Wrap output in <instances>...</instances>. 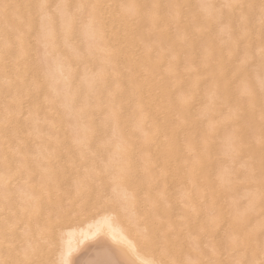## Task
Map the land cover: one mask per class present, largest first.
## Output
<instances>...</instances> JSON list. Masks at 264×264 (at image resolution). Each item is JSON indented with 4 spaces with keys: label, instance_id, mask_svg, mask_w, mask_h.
Wrapping results in <instances>:
<instances>
[{
    "label": "bare ground",
    "instance_id": "obj_1",
    "mask_svg": "<svg viewBox=\"0 0 264 264\" xmlns=\"http://www.w3.org/2000/svg\"><path fill=\"white\" fill-rule=\"evenodd\" d=\"M2 1V0H1ZM6 1V0H3L2 3ZM15 1V0H13ZM36 1V2H35ZM86 1V0H85ZM84 0H55L54 2H51V0H44V2H47V3H50V4H56V3H64V2H69V3H73V4H78V3H84V4H88L87 1L85 2ZM98 1V0H97ZM105 1V0H104ZM103 1V3H104ZM122 1V0H121ZM124 3H127V0L125 2V0H123ZM120 2V1H117V5H119L118 3H123ZM131 2V0H129ZM128 1V2H129ZM136 1V0H135ZM132 0L131 4H134V2ZM219 4H216L217 2ZM245 0H243L244 2ZM250 1V0H249ZM252 1V0H251ZM250 1V2H251ZM254 1V0H253ZM17 2V0L15 1ZM20 2V0H19ZM22 4H26L24 2V0H22ZM30 2V0H29ZM27 2V3H29ZM32 2V1H31ZM30 2V3H31ZM37 3L39 2V0H34L32 3ZM75 2V3H74ZM101 2V0H100ZM99 2V3H100ZM110 2V0H109ZM113 3V1H111ZM185 2H188L187 4H189L190 1H187V0H149L148 3H144V0L143 2L141 3V1H136L137 4H140V5H152V4H159V5H167V4H176V3H181V4H184ZM192 2V1H191ZM191 2H190V5H191ZM194 4H195V8L193 11V18L194 16L198 19H200L201 21H203L204 23H208L213 25L212 28H214L213 31H215L216 29V35L214 34V36H216L218 38V43H216V45H220V48L221 46L224 48L225 47H228V42L230 41V39H232L230 37V34L232 32L231 28H227V27H222L219 23H217L216 20L214 19H208V17L210 16H214V14L216 13L217 9H212V8H209V7H206L207 5H214L213 2L214 0H193ZM215 5L216 6H221V5H227V4H230V3H239V2H242V0H215ZM254 2H257V0H255ZM1 3V2H0ZM8 3V1L6 2ZM94 3V2H93ZM97 3V2H96ZM108 3V2H106ZM10 4V2H9ZM102 4V3H101ZM110 4V3H108ZM128 4V3H127ZM130 4V3H129ZM193 4V3H192ZM194 6V5H193ZM197 6H201V7H197ZM117 8V7H116ZM193 8V7H192ZM113 10L115 9L112 8ZM191 9V8H190ZM189 9V10H190ZM186 10V9H185ZM184 10V13H186L188 16H190V12L189 10H186L185 12ZM192 10V9H191ZM24 11V10H22ZM21 11V13H22ZM26 11V10H25ZM106 13H108V10H105ZM118 11V12H117ZM150 10L149 9H143V12L145 13L144 15L140 16L139 18L135 19V20H132L128 17V14L125 13L124 11H122L121 9H118L115 11H112L111 13L115 14V19H114V23H116L114 26H116V29H114V31H112L113 35H109L110 37L112 36L111 39V42H113L112 40H114V44L112 45V47L106 43H108L110 40L108 39V37H106L105 35V38L103 41H101L95 34V31L94 29L90 26V23L88 21V18L87 16H84L81 20V23L76 31V34L73 38H70V39H65L63 37L55 40V42H52L48 39L47 37V34L46 33H40V38H39V41H37L36 39L34 40L35 42L30 41V48L34 47L32 50H34L33 52L35 53L36 55V59L35 57L32 58L30 56H34V53L32 52H29L30 48L28 49V53L27 50H25L27 53V60H28V57H30L29 59H35L36 62H39L41 64V74L39 77H35V78H41V79H38L40 80L39 82L41 84H39V82L37 84H39V93L41 94L40 96V100H41V103L43 104L44 106V111H42L41 113V122L38 126V128L35 130V133L34 135L32 136L31 138V145H30V149H34L35 151L29 155H25L24 159H23V164H22V167L24 169H26V171L24 172V176H29L30 174V184L25 186L23 185V179L21 180V184H22V189L20 192L17 193V199L18 200H24V201H27L29 199L30 196L32 195H36L38 197L41 198V200L43 199H47V194H49L52 190V187H53V183H55V176H56V171L59 169L57 165L54 164V162H56L57 160H59V155L58 153L59 152H62L64 151V154L67 155V159L65 160V165L68 166V167H65L64 170H68V168L70 167H76L75 165L79 162L81 165L87 163L89 167H103L105 164H111L112 167H115V168H120V167H123V166H126V165H130V169H131V172L134 173V171H132V168H136V166L138 164H135V166L132 167L130 161H129V155H132L131 153V150L132 148L135 150H137L136 146L133 147L132 145V141L133 140H136V141H140L139 143L142 144V148L143 150L145 149V151L151 147L153 148V143L156 142V138H157V135H159V133L155 130L154 133L150 134L151 132L148 133L149 129L151 128L149 125H151L152 123H150L149 121V124H148V121H147V118L152 117V115H156V118H157V115L158 114H164L166 115L167 112H168V109L166 111L164 110H161L162 107L160 105H163L162 103H166L168 105V102H170V98L168 96V93L165 94L167 95L166 98L167 99H164V98H161L159 97L157 94V90L161 87H159L157 90H156V86L159 84L158 83V73L156 71L158 70H163V69H168L167 66H168V63L171 61V59L173 57H170L171 59L169 60L167 58V47H166V50H162V48L157 47V50H153V49H150L153 45H151V47L149 45H147V42L148 44L149 41L146 42V44H143L145 45V48H139V42L138 40H144L145 38H140L143 34L144 36H146L147 34H155L157 35H161V38L164 40L163 37L166 38V41H167V38H168V32H167V29L169 27V22H175L174 25H176V21H174L170 16H161V18L159 19H152L150 18L147 13L149 12ZM167 10H161V12H165ZM187 11L189 12V14L187 13ZM24 13V12H23ZM22 13V15H23ZM27 13V11H26ZM24 14V15H27V14ZM109 13H110V10H109ZM110 13V14H111ZM116 13H117V16H116ZM183 13L182 17L185 16V14ZM59 12H57V15L59 16ZM108 14V15H110ZM112 14V15H113ZM228 12L227 10H225V15H227ZM23 15V16H24ZM107 15V14H105ZM108 15L106 17H108ZM112 15L110 18H112ZM186 15V17H188ZM224 15V16H225ZM192 17V16H191ZM229 17V16H228ZM27 18V16H25V19ZM226 18V17H224ZM233 18V17H232ZM231 18V19H232ZM107 20L106 21H109L110 19L109 18H106ZM109 19V20H108ZM141 19L143 20V22H149L147 25H146V28L145 25L144 27H141L140 23L141 22ZM187 19V18H186ZM190 20L192 18H189ZM188 19V20H189ZM197 19V20H198ZM235 19V18H234ZM27 20V19H26ZM139 20V21H138ZM183 21L185 20V18L183 17L182 19ZM189 20V21H190ZM226 20V19H225ZM105 23H108L106 22ZM113 21V20H111ZM116 21V22H115ZM183 21H181L180 19V24L184 23ZM187 21V20H186ZM185 21V22H186ZM199 21V20H198ZM235 20H233L234 22ZM110 22V21H109ZM137 22V23H136ZM172 22V23H173ZM182 22V23H181ZM188 22V21H187ZM192 22V21H191ZM197 22L194 20V23ZM202 22V24H203ZM228 22H229V19H228ZM13 23V26L20 29V30H23V28L25 27V25L23 24H19L17 23L16 21H12ZM189 23V22H188ZM198 23V22H197ZM199 24V23H198ZM197 24V25H198ZM225 24H228L226 23L225 21ZM135 25V27H134ZM143 25V24H142ZM172 25V24H171ZM196 25V24H195ZM205 25V24H204ZM207 25V26H208ZM210 25V26H211ZM106 28H108L107 24H105ZM113 26V25H112ZM113 26V28H114ZM178 26V25H177ZM194 26V25H193ZM201 27H196V28H193V30L196 32L198 29L200 32V34L202 35L201 32H204L206 30V28H210V26L208 27H205L203 28L202 25H200ZM141 27V28H140ZM175 27V26H173ZM179 27V26H178ZM189 27V26H188ZM235 27H239L238 26H235ZM57 28L59 29V25L57 26ZM143 28V29H142ZM192 28V27H191ZM174 29V28H173ZM179 29V28H178ZM204 31H203V30ZM172 30V29H171ZM202 30V31H201ZM174 31V30H173ZM172 31V32H173ZM181 33L182 32V28H181ZM184 31V29H183ZM192 31V32H194ZM212 31V29H211ZM194 32V33H195ZM207 32V31H206ZM205 33V32H204ZM210 33V32H208ZM174 34V33H173ZM191 34V33H190ZM177 35V33L175 34ZM197 35V33H196ZM199 35V33H198ZM206 35V33H205ZM209 35V34H208ZM163 36V37H162ZM181 36V35H180ZM188 36V34H187ZM213 36V35H212ZM143 37V36H142ZM184 37H186V35L182 34L181 38H180L182 41H184ZM190 37V36H189ZM194 37V36H192ZM191 37V38H192ZM211 37V36H210ZM108 40H107V39ZM174 38V37H173ZM208 38V37H207ZM160 39V38H159ZM174 39H177V38H174ZM190 39V38H189ZM194 39V38H192ZM196 39V38H195ZM200 39V38H199ZM146 40V39H145ZM148 40V38H147ZM151 40V39H150ZM179 40V39H177ZM175 40V41H177ZM191 40V39H190ZM210 40V39H209ZM233 40V39H232ZM232 40H231V44L233 47L235 44L232 43ZM27 41V39H26ZM174 41V40H172ZM189 41V40H188ZM214 43L217 42L215 37H214V40L212 38V40ZM210 41V42H211ZM29 41H27L26 43H28ZM109 42V43H111ZM138 42V43H137ZM165 42V41H164ZM168 42V41H167ZM180 42V41H177V43ZM187 42V41H186ZM185 42V43H186ZM192 42V41H191ZM191 45H193V43H191ZM211 42V43H213ZM25 43V46H29V44L26 45ZM35 43V46H31L32 44ZM145 43V42H144ZM159 43V42H158ZM163 43V41H162ZM174 43V42H173ZM176 42L173 44L174 47H177L175 46V44H177ZM181 43V42H180ZM184 43V44H185ZM198 43V42H196ZM200 40H199V44H200ZM210 43V44H211ZM213 43V45L215 46V44ZM230 43V42H229ZM3 44H4V28H3V25L2 23H0V48L3 47ZM167 44V43H166ZM184 44H180L181 46ZM188 44V42H187ZM109 45V46H108ZM141 45V44H140ZM160 45V44H159ZM172 45V46H173ZM186 45V44H185ZM196 45V44H195ZM212 45V44H211ZM211 46L212 47V51H215L217 50V48H215L214 46ZM242 45V44H241ZM109 48H108V47ZM115 46V47H114ZM164 46V45H163ZM166 46V45H165ZM189 46V45H188ZM187 46V47H188ZM194 46V45H193ZM192 46V47H193ZM200 46V45H199ZM236 46V45H235ZM233 47L232 50L235 51L234 48L236 47ZM25 47V48H26ZM111 47V48H110ZM173 47V48H174ZM198 47V45H197ZM201 48L203 46H200ZM200 47H198L200 49ZM217 47V46H216ZM258 47V46H257ZM154 48V46H153ZM219 48V47H218ZM219 48V49H220ZM242 48V47H241ZM37 49L39 50V54H38V57H37ZM106 49H113L115 50L117 53H118V56L116 58V64H114V61L111 57L108 56L107 52H106ZM156 49V48H155ZM169 49V47H168ZM172 49V48H171ZM181 49V47H180ZM190 49V48H189ZM195 49V48H194ZM198 49V50H199ZM203 49V48H202ZM204 49H208L206 47H204ZM228 50H230L229 48H227ZM31 50V51H32ZM176 50V49H175ZM179 51V49H177ZM210 50V51H211ZM222 50V48H221ZM174 51V50H173ZM185 51V50H184ZM195 51V50H194ZM208 51V50H207ZM211 51V52H212ZM219 51V54H220V50H217L215 52H218ZM225 51V49L223 50ZM228 51L226 50V53ZM230 52V51H229ZM239 52V51H238ZM249 52V51H248ZM85 53L88 54L87 57H85ZM223 53V52H222ZM232 53V52H231ZM245 53V51H244ZM28 54L30 56H28ZM154 54V55H153ZM188 54V53H187ZM196 54V53H195ZM198 54V53H197ZM207 54V53H206ZM224 54V53H223ZM236 54V52L234 53ZM213 55V53H212ZM171 56V55H170ZM178 56V54L176 55V57ZM186 56V55H184ZM192 56V55H191ZM197 56V55H196ZM205 56V55H204ZM215 56V55H214ZM237 56V55H236ZM235 56V57H236ZM259 56H260V49L257 48V50H255V57H256V63H255V67H254V70L253 72L250 74L251 75V80L245 82V83H248L250 85H252V83L254 84V89H257V91L259 90L260 88V85H261V81L264 80V72L261 71L260 69V65H259ZM175 57V58H176ZM195 57V56H193ZM219 57V56H218ZM229 57V55H228ZM249 57H250V53H247V54H244L242 58H239V62L241 63V65L245 66L248 64L249 62ZM223 58V57H222ZM222 58L221 61H222ZM231 59V56L229 57ZM185 59V58H184ZM205 58H203L204 60ZM209 59V58H208ZM216 58H214L215 60ZM233 59V58H232ZM238 59V58H237ZM34 61V63H36ZM169 60V61H168ZM175 60V59H173ZM191 60H193L192 62L194 63V59H192L191 57ZM198 60V59H197ZM229 60V59H228ZM141 61H144L143 63L145 64V66L147 65V70L145 69L143 63H141ZM153 61H157L158 63H160V65L158 64H155L154 66H152V69H151V65L150 63H155ZM196 61V60H195ZM207 61V59H206ZM209 61V60H208ZM211 61V60H210ZM217 61V60H216ZM220 61V60H218ZM224 61V59H223ZM227 61V60H226ZM230 61V60H229ZM238 61V60H237ZM23 62V60L21 61ZM21 62H20V65H19V76H20V80L23 82V90L25 91H29L31 89V79H28L29 81L26 80V82L30 83L29 85L27 84L25 86V73H27V70L24 69V66L26 64H23L21 65ZM25 63H29L31 64L29 61H24ZM176 62V61H175ZM178 62V61H177ZM199 62V61H198ZM196 62V64L198 63ZM201 62V61H200ZM233 62V61H231ZM236 62V61H235ZM149 63V64H148ZM192 63V64H193ZM218 63V62H217ZM229 63V62H228ZM27 64V65H29ZM141 64V66L144 67V71L146 73V77L145 80H141L142 77L140 75V71H136V67L138 68V66ZM163 64V65H161ZM170 64V63H169ZM211 64V63H210ZM235 64V63H234ZM239 64V63H238ZM149 65V66H148ZM165 65V66H164ZM176 65V64H175ZM186 65V63L184 64ZM191 65V63H190ZM189 65V66H190ZM204 65V64H203ZM202 65V67H203ZM233 65V64H232ZM115 66L116 67V71L114 70L113 67ZM161 68H160V67ZM196 66V65H194ZM201 66V65H200ZM199 66V67H200ZM208 66V64H207ZM214 66V65H213ZM219 66V65H218ZM234 66V65H233ZM240 66V65H239ZM173 67V66H172ZM179 67V66H178ZM191 67V66H190ZM206 67V66H205ZM211 67V66H210ZM208 67V68H210ZM27 68V67H26ZM183 68V67H182ZM192 68V67H191ZM196 68V67H194ZM232 68V67H231ZM239 68V67H238ZM237 68V69H238ZM175 69V68H173ZM181 69V68H180ZM189 69V67H188ZM198 69V67H197ZM205 69V68H204ZM213 69V68H211ZM225 69V67H224ZM233 69V68H232ZM230 69V70H232ZM24 70H26V72H24ZM139 70V69H138ZM155 71V76H151V74L153 75V71ZM179 70V69H178ZM200 70V69H199ZM198 70V73L202 72L203 70L199 71ZM221 70V69H220ZM252 70V69H251ZM165 71V70H164ZM189 71V70H188ZM187 71V72H188ZM191 71V69H190ZM194 71V70H193ZM213 71V70H212ZM238 71V70H237ZM101 72L103 73V75L101 76ZM159 72V71H158ZM163 72V71H162ZM167 71L163 72L165 74L161 75V79L165 80L166 81V76ZM175 72V71H174ZM246 72V71H245ZM144 73V74H145ZM191 73V72H190ZM189 73V74H190ZM196 73V72H195ZM211 73V71H210ZM222 73V71H221ZM224 73V71H223ZM237 73V72H236ZM241 73V72H239ZM244 73V72H242ZM188 74V73H187ZM192 74V73H191ZM205 74V73H204ZM218 74V73H217ZM17 73L15 71L12 72V76H16ZM212 75H215V76H218L216 75L215 73H212ZM239 75V74H238ZM242 75V74H241ZM245 75V73L243 74ZM242 75V76H243ZM248 75V76H250ZM149 76V77H148ZM206 76V75H205ZM211 76V74H210ZM231 76V75H230ZM235 76V75H233ZM240 76V75H239ZM159 77V78H160ZM183 77V76H182ZM200 77V76H199ZM219 77V76H218ZM181 78V77H180ZM197 78H198V75H197ZM204 78V77H203ZM213 78V76H212ZM234 78V77H233ZM243 77H240L239 79H241ZM246 78V76H245ZM250 78V77H249ZM171 79V78H170ZM169 79V81H170ZM202 80V78H199ZM236 79V78H235ZM248 79V78H247ZM37 80V81H38ZM193 80V79H191ZM200 80V81H201ZM209 80V79H208ZM214 80V78H213ZM102 81V83H101ZM188 81V79H187ZM197 81V80H196ZM204 81V79H203ZM211 81V80H210ZM209 81V82H210ZM215 81V80H214ZM239 81V80H238ZM241 81V80H240ZM162 82V80H161ZM182 82V81H181ZM194 82V81H193ZM193 82L191 81L190 84L193 85ZM196 83V82H195ZM194 83V84H195ZM215 83V82H214ZM232 83V82H231ZM235 83V80L234 82ZM244 83V82H243ZM244 85L240 87L239 91L238 92V95H244V98H246L245 96H247V93L249 91V89L251 88V86L249 85ZM17 84H21L20 82L19 83H16V86H18ZM164 84H166L164 82ZM184 84V83H183ZM186 84V83H185ZM199 84V83H198ZM206 84V83H205ZM242 85V83H240ZM168 82H167V84ZM173 85V84H172ZM196 85V84H195ZM194 85V86H195ZM204 85V84H203ZM207 85V84H206ZM214 85V84H213ZM219 85V84H218ZM229 85V84H228ZM237 85V84H236ZM3 86L5 87V77H4V73L2 71V69H0V90L3 89ZM142 87V86H146L148 87L147 89H150L148 91H150L149 93H151L148 97V99L145 100V103L144 104H140L138 103V101H141V100H138L140 99L139 97V94L141 93V90L139 91V87ZM171 86V85H170ZM180 86V85H179ZM209 86V84H208ZM223 86V85H222ZM227 86V85H226ZM234 86V85H233ZM238 86V85H237ZM145 87V88H146ZM156 87V88H155ZM167 87V86H166ZM176 87V86H175ZM193 87V86H192ZM197 87V86H196ZM203 87V86H202ZM232 87V86H231ZM252 87V88H253ZM20 88H22L20 86ZM145 89V90H147ZM173 89V87H172ZM189 89V88H188ZM195 89V88H193ZM199 89V87H198ZM197 89V90H198ZM144 90V91H145ZM157 92H156V91ZM163 90V89H162ZM162 90H159L160 92ZM167 92H168V88L166 89ZM187 90V89H186ZM219 90V89H218ZM217 90V91H218ZM237 90V89H236ZM142 91V92H144ZM165 91V90H164ZM199 91V90H198ZM203 91V90H202ZM256 91V90H255ZM201 92V90H200ZM38 93V95H40ZM147 93V92H146ZM165 93V92H164ZM174 93V92H172ZM180 93V92H179ZM199 93V92H198ZM205 93V98L207 101V103L203 106V108L201 109V112H200V117L201 119H206L208 118V116L210 115L211 117L214 115H212L211 113L213 112L212 111V108H213V105H214V100L217 99V94L215 92L214 89L212 90H208L207 92H204ZM163 93H161L162 95ZM141 95V94H140ZM144 95V93L142 94ZM146 95V94H145ZM197 95V94H196ZM202 95V94H201ZM200 95V96H201ZM164 96V95H163ZM219 96V95H218ZM236 96V95H235ZM234 96V97H235ZM165 97V96H164ZM172 97V96H170ZM192 97V96H191ZM233 97V96H232ZM240 97V96H239ZM45 98H47V100H50L51 103L48 104V103H45ZM170 100H169V99ZM196 98V97H195ZM225 98V97H224ZM142 99V97H141ZM219 99V98H218ZM242 99V98H241ZM103 100H108V102H106L105 104L102 103ZM173 100V99H172ZM223 100V99H222ZM232 100V99H231ZM177 102H180L182 106L188 104L191 102V99L189 97H186L184 95H180L178 97V100H176ZM197 101V100H196ZM204 101V100H202ZM221 100H219L220 102ZM234 101V99H233ZM116 102H117V107H115L116 105ZM143 102V101H142ZM176 102V103H177ZM243 102V101H242ZM2 103V102H1ZM0 103V123H2L3 121V118H4V112H3V104ZM204 103V102H203ZM202 103V104H203ZM224 103V102H223ZM229 103V102H228ZM164 104L163 106L164 107H167V105ZM242 104V103H241ZM192 105V104H191ZM243 105V104H242ZM73 106H75V112L73 110ZM177 106V105H176ZM200 106V105H198ZM222 105L220 104V107ZM229 106V105H228ZM175 107V106H174ZM188 107V106H187ZM202 107V106H201ZM225 107V106H223ZM161 108V109H160ZM168 108V107H167ZM173 108V106H172ZM192 108H194V106H192ZM215 108H218L217 107V104H216V107ZM214 108V109H215ZM230 108V107H229ZM237 108V106L235 107ZM175 109V108H174ZM198 109V108H197ZM226 109V108H225ZM224 109V110H225ZM81 110L86 113V117H81L80 116V112ZM182 111V108L180 109ZM189 110V109H188ZM196 110V109H193V111ZM233 110V109H231ZM113 111H116L119 113V116L121 117H124V121L126 122V120L128 121V125H129V130L127 129V122L125 123L126 124V127L125 129L128 130H123V127H122V131L121 129L119 130L118 129V123L119 122V119L118 120H113L112 119V113ZM173 111V109H172ZM187 111V110H185ZM190 111V110H189ZM198 111V110H197ZM222 112V111H221ZM225 112H228L225 111ZM231 112V111H229ZM227 113V114H224V117L222 116H219V117H222L220 121H225L224 124H229L231 122V119L233 117V120H234V110L230 113ZM173 113V112H172ZM171 113V114H172ZM182 113V112H181ZM215 113V112H214ZM219 113V112H218ZM121 114V115H120ZM221 114V113H220ZM96 115V118L94 117ZM187 115V114H186ZM190 115V114H189ZM218 115V114H217ZM223 115V114H222ZM98 116V117H97ZM176 116V115H175ZM197 116V115H196ZM69 117H71V122L69 123ZM174 117V115L172 116ZM189 117V116H187ZM217 117V116H215ZM214 117V118H215ZM155 118V119H156ZM171 118V117H170ZM175 118V117H174ZM149 119V120H150ZM153 122H154V120ZM173 119V118H172ZM183 119H185L183 117ZM157 120V119H156ZM159 120V119H158ZM199 120V119H198ZM217 119H215L213 122L212 121H207V131L208 133H213V129L214 127L216 128V124L217 122H215ZM121 121V120H120ZM173 121V120H172ZM226 121H229V123H226ZM122 122V121H121ZM159 122V121H158ZM180 122H181V119H180ZM179 122V123H180ZM184 122V120H183ZM215 122V123H214ZM109 123H113L116 125L115 128H112L113 129H110V133L107 135V134H104L103 136H101L99 134V132L103 131H107L108 130V124ZM157 123V122H156ZM165 123V122H164ZM163 123V124H164ZM168 123V121H167ZM218 123H219V120H218ZM217 123V124H218ZM124 124V125H125ZM148 124V126H147ZM160 124V123H159ZM161 124V125H163ZM166 124V123H165ZM184 124V123H183ZM232 124V123H231ZM234 124V123H233ZM232 124V125H233ZM258 124V123H257ZM123 125V126H124ZM168 125V124H167ZM177 125V124H176ZM186 125V124H185ZM201 125V124H200ZM219 125V124H218ZM217 125V126H218ZM223 125V124H221ZM148 130H147V128ZM156 128H157V125H155ZM160 126V125H159ZM164 126V125H163ZM180 126V125H179ZM183 126V125H181ZM220 126V125H219ZM224 126V125H223ZM222 126V127H223ZM228 126V125H227ZM226 126V127H227ZM161 127V126H160ZM185 127V126H184ZM221 127V126H220ZM234 127V126H233ZM240 127H242V125H240ZM110 128V127H109ZM180 128V127H178ZM182 128V127H181ZM232 128V127H231ZM258 128V127H257ZM47 129V130H46ZM89 129H95L97 130L98 132V135L94 138L92 136V133L91 131H89ZM153 129V128H152ZM168 129V127H167ZM185 129V128H184ZM199 129V128H198ZM222 129V128H221ZM220 129V130H221ZM227 129V128H226ZM234 129V128H233ZM241 129V128H240ZM243 129V128H242ZM241 129V130H242ZM50 130H54V134L50 133ZM101 130V131H100ZM189 130H192L193 129H189ZM245 130V129H244ZM121 131V132H120ZM125 131L127 132V138L126 136L124 137L123 133H125ZM153 131V130H152ZM169 131V130H168ZM172 131V130H171ZM173 131H175L173 129ZM172 131V132H173ZM184 131V130H183ZM187 131V130H186ZM234 131V130H233ZM232 131V132H233ZM246 131V130H245ZM161 132V131H160ZM178 132V131H177ZM217 132V131H216ZM74 133H75V136H74ZM184 133V132H183ZM186 133V132H185ZM191 133V132H190ZM222 133V132H220ZM150 134V135H149ZM169 134V133H167ZM187 134V133H186ZM242 134V133H241ZM173 135V134H172ZM181 135V134H180ZM211 135V134H210ZM123 136V138H122ZM165 136V135H164ZM163 136V137H164ZM189 136V135H188ZM216 136H218L216 134ZM245 136H249V135H245ZM160 138V136H158ZM161 136V139L163 138ZM180 137V136H179ZM215 137V135H214ZM78 138L79 141H80V145H77L74 143V139ZM129 138V139H128ZM166 138V137H165ZM175 138V137H174ZM210 138V136H209ZM250 138V137H249ZM158 139V138H157ZM164 139V138H163ZM162 139V140H163ZM178 139V137H177ZM253 139V138H252ZM160 140V139H159ZM208 140V139H206ZM161 141V140H160ZM166 141L168 142V140L166 139ZM183 141V140H182ZM214 141V140H213ZM222 143L220 144V142H218V145L220 144V146L222 147V151H221V161H223L224 163L226 162V164L224 166H222V168H219L217 167L218 169H220L219 171H215V174L213 173V175H215V178H214V181L211 179H207V181H204L207 183V188L210 186H215L214 187V191L212 190V187L209 191H213V195H219V196H222L221 194H225V196L228 197L227 199V204L229 206V208H234V207H238L240 212L242 213H246V216H245V219L244 221H248L249 224L248 226L249 229H256L257 231L259 230V227H260V222H261V218L259 217L260 216V208L259 206L257 205L255 208L253 209H247L245 208V199H246V196H247V192L245 191V189L242 187L239 192H237V190L235 191H232L229 189V185L231 183V180H232V170H233V166L235 165V161L237 159V155H235V150H236V146L234 144V141H233V133L231 132H228L226 134H224V137H222L221 139ZM96 142V143H95ZM134 142V141H133ZM137 142V143H138ZM166 142V144H167ZM203 142V141H202ZM50 143H57V144H61L63 145V147L61 148V150H56V149H47V145L50 144ZM176 143V142H175ZM194 143V142H193ZM215 143V142H214ZM89 144H91L93 146V152H97L99 151L100 153H102V156L101 157H96L93 155L92 152H88V147H89ZM159 144V143H158ZM161 144V143H160ZM182 144V143H181ZM210 144V143H209ZM209 144L207 145V147L209 146ZM135 145V144H134ZM149 145V147H148ZM165 145V143L163 144L162 143V146ZM169 145H172V144H169ZM176 145V144H175ZM205 145V143H204ZM212 145V144H211ZM210 145V147H211ZM216 145V149L214 150H218L217 146ZM138 146V145H137ZM141 146V145H140ZM155 146V144H154ZM158 146V145H157ZM167 146V145H166ZM166 146H163L162 148L164 149L167 148ZM173 146V145H172ZM190 146V145H189ZM202 146V145H201ZM213 147V145H212ZM219 147V146H218ZM141 148V147H140ZM181 148V147H180ZM189 147H186L185 150H191L190 148L188 149ZM220 148V147H219ZM139 149V148H138ZM157 149V148H155ZM202 149V148H201ZM204 149V148H203ZM207 149V148H206ZM204 149V150H206ZM0 150H3V141L2 139H0ZM162 150V149H161ZM169 150V149H168ZM171 150V149H170ZM140 152V150H137ZM142 151V149H141ZM152 151V150H150ZM166 150H164V153H165ZM215 151V153H216ZM220 151V150H218ZM2 152V151H0ZM58 152V153H57ZM155 152V151H154ZM158 152V151H157ZM163 152V151H162ZM176 152V151H175ZM196 152V151H195ZM194 152V153H195ZM171 153V152H170ZM183 153V152H182ZM193 153V149H192V152ZM198 155L199 154V151H197ZM204 153V152H202ZM201 153V154H202ZM218 153V152H217ZM220 153V152H219ZM123 155L124 156V162L123 164H121L120 162L118 161H115L113 159V157H115L116 155ZM159 154V152H158ZM157 154V155H158ZM174 154V153H173ZM185 154V153H184ZM188 155L190 154L187 153ZM61 155V153H60ZM156 155V153H155ZM160 155V154H159ZM166 155H167V151H166ZM170 155V154H169ZM216 155V154H215ZM134 156H135V160L138 161L137 163L140 164V166L138 165V167H140V173L143 172L144 173H151L148 169V166L152 164L153 162V159L154 158L152 156V153L151 155H149L147 152L144 154H136V152H134ZM174 156V155H173ZM172 156V157H173ZM177 156V155H176ZM63 157V155H62ZM138 157H140L138 159ZM204 157V156H203ZM206 157V156H205ZM240 157V156H239ZM242 157V156H241ZM240 157V158H241ZM171 158V157H170ZM170 158L168 160H170ZM176 158V157H174ZM181 158V157H180ZM191 158V157H190ZM195 158V157H194ZM207 158H209V156H207ZM216 158V157H215ZM65 159V158H64ZM203 159V158H202ZM201 159V160H202ZM214 159V158H213ZM217 159V158H216ZM63 160V158H62ZM157 160V159H156ZM184 160V159H183ZM195 161V159H193ZM197 160V159H196ZM204 160V159H203ZM225 160V161H224ZM245 161V159H242ZM241 160V161H242ZM60 161V160H59ZM167 161V160H165ZM206 163L207 161L204 160ZM210 161V160H209ZM214 161V160H213ZM217 161V160H216ZM220 160L218 159V162ZM243 161V162H244ZM58 162V161H57ZM56 162V163H57ZM156 162V161H155ZM174 162V161H173ZM189 162V161H188ZM196 162V161H195ZM240 162V161H238ZM240 163V168L239 170L244 167L246 165V162L244 163ZM182 163V162H181ZM220 163V162H219ZM218 163V164H219ZM134 165V163H132ZM154 164V163H153ZM169 164V163H168ZM175 164H177L175 162ZM192 164V163H191ZM217 164V165H218ZM164 165V164H163ZM190 165V164H189ZM188 165V166H189ZM210 165V164H209ZM63 166V165H62ZM165 166V165H164ZM168 166V165H167ZM179 166V165H178ZM194 165H192L193 167ZM60 167V166H59ZM155 167V166H154ZM177 167V166H176ZM191 167V166H190ZM198 167V166H197ZM200 167V165H199ZM236 167H237V163H236ZM239 167V166H238ZM67 168V169H66ZM165 168V167H164ZM170 168V167H169ZM203 168V167H202ZM205 168V166H204ZM216 168V169H217ZM62 169V168H60ZM161 169V168H159ZM179 169V168H178ZM182 169V168H181ZM185 169V167L183 168V170ZM189 170V168H186L185 170ZM192 169V168H191ZM190 169V170H191ZM210 169H211V166H210ZM158 170V169H157ZM170 171V169H168ZM176 170V168L174 169ZM197 170V168H196ZM203 170V169H202ZM205 170V169H204ZM202 171L201 173H205V171ZM238 170V169H236ZM70 171V170H69ZM156 171V170H155ZM161 171V170H160ZM165 170H163V173H164ZM173 171V170H172ZM178 171V170H177ZM180 171V170H179ZM178 171V172H179ZM182 171V170H181ZM194 170H192L193 172ZM199 171H201L199 169ZM209 170H207L208 172ZM139 172V171H138ZM153 172V171H152ZM176 172V171H175ZM59 173V172H58ZM189 173V171H188ZM196 173H198L196 171ZM210 173V171H209ZM208 173V174H209ZM68 174V173H67ZM70 174V173H69ZM138 174V175H139ZM165 175L167 173H164ZM193 174V173H192ZM195 174V173H194ZM200 174V173H199ZM199 174H195V175H198L200 176ZM71 175V174H70ZM137 174H135L136 178L134 180L137 179V177L139 178ZM160 175V174H159ZM163 175V174H161ZM174 175V174H173ZM204 176L207 175V174H203ZM58 176V175H57ZM63 176V175H62ZM69 176V175H68ZM134 176V177H135ZM142 176V175H141ZM154 175L151 174L150 178H145V179H142L141 177V180H142V183L143 181L145 180V184L143 185L145 187V185H147L146 187L150 189H152V193L154 192L153 191V187L152 185H157L156 184V181L158 180H155V178L153 177ZM172 176V175H171ZM178 176H181V175H178ZM188 176V177H187ZM186 178L187 180L190 178L189 175H187ZM197 176V177H198ZM202 176V175H201ZM203 176V177H204ZM208 176V175H207ZM61 177V176H60ZM59 177V178H60ZM77 178H75L72 183H71V186L69 187L71 189V194L69 195H72V196H75L76 195V183H77V180L79 179L78 177V174L76 175ZM158 177V176H157ZM161 177V176H160ZM183 177V176H182ZM180 177V179L182 178ZM195 177V176H194ZM206 177V176H205ZM210 177V176H209ZM208 177V178H209ZM196 178V177H195ZM194 178V179H195ZM64 178L62 177L61 180H63ZM66 179V178H65ZM183 179V178H182ZM199 179V178H198ZM197 179V180H198ZM201 179V178H200ZM204 179V178H202ZM132 180V179H131ZM160 180V179H159ZM166 180V179H165ZM209 180H210V183H212V185H209ZM59 181V179H58ZM140 180L137 179V183L139 184ZM161 181H163L161 179ZM181 181V180H180ZM203 181V180H202ZM212 181V182H211ZM60 182V181H59ZM131 181H129L130 183ZM187 182V181H186ZM190 181H188L187 183H189ZM62 183V182H61ZM172 183V181H171ZM199 183V181L197 182ZM206 183L204 185H206ZM134 184V182H133ZM137 184V185H138ZM141 184V183H140ZM195 184V183H194ZM200 184V183H199ZM142 185V184H141ZM209 185V186H208ZM159 186V184L157 185ZM162 183H161V187H162ZM200 186V185H199ZM132 187L133 185L130 187L129 184H126V185H123L122 186V190L118 193V196L123 199L124 198V191L123 189L126 188L128 192L130 193H133L134 196H135V199L131 202H128L127 204L125 205H121L119 207H116V205H105V207H115L116 208V211L114 213H109L107 215H105V213L103 212V210H97V211H94L92 212L91 214L89 215H86L85 217L82 216V219H80L78 221V225L79 227L75 230V233L72 234V235H68L66 234L64 236V242L66 245H71L73 247H76L77 248V251L74 253L73 255V260L75 262V264H86V262H93V261H100V262H107V261H119L120 264H129L130 261H135L136 264H141V262L148 258L144 255L143 251L141 250L143 248V243H142V232H143V228L146 226L145 224V221L146 219L143 218L144 216L143 215H140L138 211V206L140 202H138L139 198L137 196V193L135 194L133 191H132ZM139 187H142L139 185ZM166 187V186H165ZM187 187V185H186ZM189 187V186H188ZM192 187V186H191ZM196 187V185H195ZM203 187V186H202ZM57 188V187H56ZM158 189V187H156ZM160 188V187H159ZM200 188V187H199ZM135 189V188H134ZM137 189V188H136ZM140 189V188H138ZM142 189V188H141ZM182 189V188H181ZM198 189V188H197ZM195 189V190H197ZM202 188H200V192L203 194L202 196L204 197L205 196V199L207 198V196L209 197V195H206L207 193L205 191H203V189L201 190ZM209 189V188H208ZM144 190V189H143ZM194 190V189H193ZM160 191V189H159ZM162 191V192H161ZM161 193L158 192L157 195L155 193V195L153 194H150L149 191L148 193L150 195H152L154 198H161L165 197V195L163 194L164 190L163 188H161ZM189 191V189H188ZM186 189H182L179 194L176 195V199L175 202H173L171 205H172V208L177 211L179 213V217H177L178 219L180 220H184L185 218H187L188 216L192 217L193 218V222H194V219L196 217H199V215L202 213V210H207L208 213H210V215H205L206 217H203V218H198L199 221L200 219L202 220V222L204 223H200L201 227L200 229L203 230L204 228V231L205 232H213L214 230H216L217 228H219L217 225V219L211 215L215 212H217L215 210V212H213V209L211 210V206L212 205V202L211 204L208 202L209 206H207L206 208L203 207L204 205L206 206L205 202H204V205H198L200 203H197V205H195V200H192L193 202L191 203L190 201L187 202V197L190 196L189 195V192H188ZM191 191V189H190ZM57 192V191H56ZM157 192V191H155ZM167 192V191H166ZM175 192V191H174ZM53 193H54V190H53ZM147 193V191H146ZM160 193V194H159ZM206 193V194H205ZM239 193V194H238ZM55 194V193H54ZM193 194V193H192ZM233 194V196H232ZM146 195V194H145ZM144 195V196H145ZM150 195H148L150 197ZM238 196V198H234V196ZM147 196V197H148ZM169 196V195H168ZM175 196V195H174ZM196 195L193 196V198L195 197ZM233 197V198H229V197ZM140 197V196H139ZM146 197V196H145ZM218 197V196H217ZM152 198V197H151ZM150 198V200H151ZM196 198V197H195ZM153 199V198H152ZM162 199V198H161ZM149 200V199H147ZM149 200V201H150ZM191 200V199H190ZM201 200V199H200ZM203 200V199H202ZM209 200V199H208ZM207 200V201H208ZM212 200V199H211ZM233 200L236 201V205H233ZM142 201V200H141ZM158 201V200H157ZM204 201V200H203ZM221 201V200H220ZM148 202V201H147ZM195 202V203H194ZM217 202V201H216ZM143 203V202H142ZM146 203V202H145ZM149 203V202H148ZM147 203V206L149 209H150V205ZM151 203V202H150ZM194 203V204H193ZM219 203V202H218ZM217 203V205H218ZM222 203V201H221ZM144 204V203H143ZM142 204V205H143ZM155 205V207H159L157 206V203H155V201L152 203ZM151 204V205H152ZM170 204V203H169ZM223 204V203H222ZM215 206V205H214ZM226 206V205H225ZM141 207V206H140ZM139 207V209H140ZM164 207V206H163ZM216 207V206H215ZM145 208V207H143ZM218 208V207H217ZM221 208V207H220ZM223 208V207H222ZM221 208V210H222ZM229 208H228V211H229ZM162 209V208H159V210ZM215 209V208H214ZM227 209V207H226ZM224 208V210H226ZM232 209H230L232 211ZM146 210V208H145ZM144 210V211H145ZM152 212H153V207H152ZM165 211V209H163ZM205 210V211H206ZM220 210V211H221ZM3 211V206L2 204H0V212ZM16 215L13 217V219H16L17 221H20L24 224H28L30 227H32L33 229L35 228V221H30L27 217H26V214L21 211L19 209V207H16L14 209ZM143 211V212H144ZM150 211V210H148ZM155 211V210H154ZM142 212V211H141ZM142 212V213H143ZM147 212V211H146ZM157 212V211H156ZM167 212V211H165ZM213 212V213H212ZM227 212V211H226ZM230 212V211H229ZM151 213V212H150ZM154 213V212H153ZM200 213V214H199ZM205 213V212H203ZM207 213V212H206ZM205 213V214H206ZM207 213V214H208ZM223 213V212H222ZM221 213V215H222ZM232 212H230V215H231ZM145 214V213H144ZM149 214V213H148ZM152 214V213H151ZM172 214V213H171ZM170 214V215H171ZM220 214V213H219ZM224 214V213H223ZM150 215V214H149ZM153 215V214H152ZM158 215V214H157ZM202 215V214H201ZM200 215V217H202ZM220 215V216H221ZM143 216V217H142ZM160 216V215H159ZM219 216V217H220ZM225 215H222L221 217H223ZM152 217V216H151ZM150 217V218H151ZM158 217V216H156ZM163 217V216H162ZM171 217V216H170ZM175 217V216H174ZM188 217V218H189ZM191 218V219H192ZM227 218V217H226ZM257 218H260V219H257ZM148 219V217H147ZM191 219H188L191 221ZM197 219V220H198ZM224 219V218H223ZM231 219V218H230ZM153 220V219H152ZM151 220V221H152ZM155 220V219H154ZM153 222H156V224L153 225V227L151 226L152 223H148L147 225H150V227H152L151 229L155 230V229H162L164 230L165 232H167V229H168V225L167 223H162V221L164 220H159L157 219V221H154ZM168 220V219H167ZM179 220V221H180ZM225 220V219H224ZM228 220V219H227ZM161 221V222H160ZM196 221V220H195ZM233 222L234 220H230L228 221L227 223L229 224L230 222ZM172 222V221H170ZM169 222V223H170ZM175 222V221H174ZM178 222V221H176ZM175 222V223H176ZM181 222V221H180ZM179 222V224H181ZM184 222V221H183ZM215 222L217 223V225L215 224ZM235 222V221H234ZM145 223V224H144ZM189 223V222H187ZM198 223V222H197ZM196 223V224H197ZM223 223V222H222ZM186 224V223H185ZM202 224H205L203 227H202ZM217 226V227H215ZM221 224V223H220ZM219 224V225H220ZM226 224V223H225ZM227 224V226H228ZM234 224H238V228H234ZM232 226V228H234V234H235V230L238 231L236 234L239 233V231L241 230L242 226L244 225V223H234ZM167 225V226H166ZM171 225V224H170ZM172 225H174V223L172 222ZM171 225V226H172ZM194 225V224H193ZM213 225V227H212ZM180 226V225H179ZM230 226V224H229ZM230 226V227H231ZM241 226V228H240ZM181 227V226H180ZM178 227V228H180ZM186 226L183 225V227H181V229L185 228ZM191 227V226H189ZM193 227V226H192ZM196 227V226H194ZM193 227V228H194ZM198 227V226H197ZM221 227V225H220ZM178 228L176 230V232L174 233H177L178 234ZM187 228V227H186ZM226 228V227H225ZM240 228V229H239ZM244 228V226H243ZM188 229V228H187ZM192 229V228H191ZM190 229V231H191ZM189 230V229H188ZM222 229H220L219 231H221ZM226 230H230V229H226ZM182 231V230H181ZM179 231V232H181ZM186 231V229H185ZM184 231V232H185ZM197 231V230H196ZM218 231V230H217ZM233 231V229H232ZM183 232V233H184ZM199 232V231H198ZM207 232V233H208ZM221 232H224L221 231ZM228 232V231H226ZM174 233H169V235H172ZM209 233V234H210ZM214 233V232H213ZM189 234V233H188ZM223 233H221L222 235ZM225 234V233H224ZM223 234V235H224ZM182 235V234H181ZM180 235V236H181ZM191 235V233H190ZM208 235V234H207ZM174 236V235H172ZM177 236V235H175ZM195 236V235H194ZM215 236H216V233H215ZM182 237V236H181ZM186 237V235H185ZM193 237V236H192ZM195 237H193L194 239ZM197 238V237H196ZM195 238V240H196ZM200 238V237H199ZM204 238V237H203ZM211 238V237H210ZM219 238V237H218ZM190 239V237L187 238V240ZM198 239V238H197ZM181 240V239H180ZM194 240V242H195ZM199 240V239H198ZM198 240H196L198 242ZM221 240V239H220ZM186 241V240H184ZM193 241V240H192ZM219 242V240H216ZM189 242V241H188ZM191 242V240H190ZM189 242V243H190ZM202 242V241H201ZM217 242V243H218ZM221 242V241H220ZM219 242V243H220ZM183 243V242H182ZM215 243V244H217ZM197 244V243H195ZM202 245V244H201ZM219 246V245H218ZM217 246V247H218ZM204 247L207 248V249H211L213 248L211 245H208L205 246L204 244ZM216 248V245L214 246ZM220 247V246H219ZM121 249L124 250V252L126 254H123L121 252Z\"/></svg>",
    "mask_w": 264,
    "mask_h": 264
},
{
    "label": "snow or ice",
    "instance_id": "obj_2",
    "mask_svg": "<svg viewBox=\"0 0 264 264\" xmlns=\"http://www.w3.org/2000/svg\"><path fill=\"white\" fill-rule=\"evenodd\" d=\"M117 7L128 14L132 20L144 15L143 9H149L147 15L152 19L170 16L179 23L183 10L193 7L189 4L140 5V4H111L69 2L50 4L39 0L37 3L9 4L0 3V23L4 28V44L0 48V69L5 77V87L0 90V102L3 104L4 118L0 123V139L3 141V151L0 152V264H75L73 255L76 247L66 245L64 236L72 235L79 227L78 221L82 216L91 212L103 210L105 215L114 213L116 205L119 207L135 199L133 193L124 191L121 199L118 193L122 186L133 178L130 165L120 168L105 164L103 167H89L87 163L78 169L76 195L63 194L59 190L55 196L49 194L47 199L32 195L27 201L18 200L17 193L23 185L30 184L29 176H24L26 169L22 167L23 159L28 154L31 138L41 122L44 106L41 103L39 86L35 77L41 72L39 62L27 65L25 80L31 78V89L25 91L16 87L22 82L19 76V65L22 60L27 61L25 42L35 38L39 41L40 33H46L50 41L63 37L73 38L84 16H87L90 26L96 36L103 41L105 38V9ZM201 7V6H197ZM217 9L214 19L222 27L232 28L231 38L237 47L241 43L249 51L250 57L247 67L241 66L243 72L254 67L256 63L255 49L260 48L259 65L264 72V0L257 2L230 3L227 5H207ZM161 9L167 10L161 12ZM27 10V20L21 14ZM225 10L228 12L229 23L225 24ZM59 12V16L57 15ZM235 17V21H232ZM12 21L24 24L23 30L13 26ZM238 23L239 27H235ZM59 25V29L57 26ZM109 57L115 60L118 53L113 49H106ZM39 50L37 49V57ZM88 56L87 53L84 54ZM17 73L12 76V72ZM101 76L103 73L101 72ZM102 83V81H101ZM227 88H225V96ZM45 103L51 101L45 98ZM75 112V106H73ZM81 117H86L82 110ZM112 119L118 120L119 113L113 111ZM233 141L236 145L235 155L246 159V165L240 170L233 168L229 189L232 191L243 187L247 192L245 208H260L261 222L259 230L242 228L238 234L228 231L224 234L219 248L207 249L193 243L187 246L181 243L179 236L174 233L171 225L167 232L162 229H151L147 225L143 228L141 249L148 258L141 264H264V80L257 91L249 89L244 100V109L234 110ZM71 117H69V123ZM259 124V142H249L240 132V125L249 134H254L256 123ZM95 138L97 130L89 129ZM75 136V133H74ZM74 143L80 145L78 138ZM88 152L101 157L99 151L93 152L89 144ZM115 161L123 164L124 156L116 155ZM233 205L236 201L233 200ZM19 207L30 221H35L33 229L13 217L14 209ZM246 213L240 212L238 207L232 210L231 219L236 223H243ZM41 218L43 223H41ZM123 254H126L121 249ZM86 264H120L119 261H93ZM129 264H136L130 261Z\"/></svg>",
    "mask_w": 264,
    "mask_h": 264
},
{
    "label": "rangeland",
    "instance_id": "obj_3",
    "mask_svg": "<svg viewBox=\"0 0 264 264\" xmlns=\"http://www.w3.org/2000/svg\"><path fill=\"white\" fill-rule=\"evenodd\" d=\"M3 1V0H2ZM2 1L0 0V2L2 3ZM8 1V3L10 2V4H22L23 2H22V0H20V2H19V0H17V2H15V1H13V0H6V1H4L3 3H6ZM33 2L34 0H30V2ZM55 0H51V2H54ZM74 1H76V0H74ZM85 1V0H84ZM87 1V3L89 2V3H99L100 2V0H86ZM85 1V2H86ZM103 1L104 0H101V2H100V4L102 3V4H108V3H110L111 5H113V6H116L117 5V1H120V2H122L121 0H110V2H109V0H105L104 1V3H103ZM111 1H113V3L111 2ZM129 0H127V3L129 4H131V2H132V0H131V2L129 1ZM133 1H135V0H133ZM136 1H141V3L143 2V0H136ZM136 1L134 2V4H137L136 3ZM187 1H192L191 2V5L193 6V8L191 7V9L189 10V9H186V10H189V12H190V16H188L186 13H184V10H183V13L185 14V16H183L184 18H185V20L183 21L182 19H183V17L181 18V21H183L184 23H182V24H180V23H176V25H174L175 24V22H169V27H168V29H167V32H168V38H167V41H166V38L165 37H163L164 38V40L161 38V35H156L155 34V36H154V34H147L146 36H144V34L140 37V38H145L143 41L142 40H138L140 43H139V48H141V46H142V48H145V45H143V44H146V42L147 41H149V43L150 44H148V42H147V45H149L150 47H151V45H153V43H154V48H153V46L150 48V49H153V50H157V47H158V49H159V47L160 48H162V50H166V47H167V54H165V55H167V58L170 60L171 58L170 57H173L174 55V57L171 59V61L168 63V66H167V70L166 69H163L162 71L163 72H165V71H167L166 73H167V75L168 76H166L167 78H166V81L165 80H163V79H161V75H163V74H165V73H163L161 70H158V71H156L157 73H158V79H160V80H158V85L155 87L156 88V90L159 88V87H161V88H159L156 92L158 93L157 95L159 96V97H161V98H164V99H167L166 98V96L167 95H165V94H167L168 93V96H169V98L171 99H169L170 100V102H168V105L166 104V103H162L163 105L164 104H166L167 105V107H164L163 105H160L161 107H162V109L161 110H164V111H166L167 109H168V112H167V114L166 115H164V114H158L157 115V120H154V122L150 119V117L149 118H147V121H148V124H149V121H150V123H152L151 125H149L150 127H148V128H150L149 129V131H148V133L149 132H151L150 134H152V133H154V131L156 130L158 133H159V135H157V138H156V142H154L152 145H153V148H151V147H149V145H148V149L145 151V149L143 150V148H142V144H140L138 141H136V140H133L132 141V145H133V147H135L136 146V148H137V150H140V152L139 151H137V150H135L134 151V149L132 148V150H131V153H132V155H129V161H130V163H131V165H132V167L133 166H135V164H138L139 166H140V164L139 163H137L138 161H136L135 160V156H134V152H136V154H138V155H140L141 153L142 154H144V152L146 153H148L149 155H151V153H152V156L154 157V158H152L153 159V162H152V164L151 165H149L148 166V169H149V171L151 172V173H149L148 174V172L147 173H144L143 174V172H141V174H139L140 173V170H138V169H140V167H138V165L136 166V168L134 167V168H132V171H134V173L132 172V175H133V178H132V180H130L131 182L130 183H128L129 185H130V187L133 185V187H132V191L136 194L137 192V196H138V198H139V200H138V202H140L139 203V205L141 206H138V210H140V211H138L139 212V214L140 215H143L142 217L143 218H145L146 219V221H145V225H147L148 223H152V227H153V225L154 224H156V222H153V220L154 221H157V219H161V220H163L162 221V223H167V225L169 226L170 224L172 225V222L174 223V225H172V227L174 228V229H176L177 230V228L178 227H183V225H185L186 227L183 229H181V227L180 228H178V234L177 233H174V234H172V235H177V236H179L180 237V239H181V243L183 242V244H185V245H187V246H190V245H192L193 243H197V244H199V245H201V246H203L204 247V244H205V246H207V244L208 245H211L213 248H215L214 246L216 245V248H219V246H220V241H222L223 240V237H224V233H226V231H232V229H233V231L232 232H234V228H236L237 226H238V224H237V226H236V224H234V223H236V222H230L229 224H230V226L231 225H233L234 224V228H232V226L230 227L229 226V224L227 223L228 221H230V220H232V219H230L231 218V216H232V213H231V215H230V212H232L230 209H232V208H229V206H228V204H227V199H228V197L227 196H225V194H221V195H223V197L222 196H219V195H213V189H214V187L213 186H211L212 187V193H211V191H209L210 189H211V187L209 186V185H212V183H210V180L212 179L213 181H214V178H215V175H213V173L215 174V171L216 170H220V169H218L217 167H219V168H222V166H224L225 164H226V162L224 163L223 161H221V151H222V147L220 146V144L222 143V141H221V139H222V137H224V134H226V133H228V132H231V133H234V127L233 126H235V121L233 120V117H232V119H231V122L229 123V121H226V123H229V124H224V122L225 121H223V123H222V121H220L221 120V118L222 117H224V114H227L229 111H233V110H235L236 108V106L237 107H239V108H241V110H243L244 109V100H245V98H244V95H238V92H240L239 91V89H240V87L241 86H243L244 85V83L245 82H247V81H249V80H251V73L253 72V70H254V67H255V65H254V67L253 68H251V69H248V70H246V72L245 71H243L244 73H245V75H243L244 73H239L240 71H239V69H240V67L241 66H243V65H241V63L239 62V58H242L243 57V55L244 54H247V53H249L248 52V50L245 48V46H244V44L243 43H241L240 45H239V47H236L237 45L234 43L235 41L234 40H232V39H230V43L228 42V47H225L224 48V46L222 47L221 46V48H222V50H221V48H220V45L218 46V45H216V43H218L219 44V42H218V38L216 37V36H214V34L216 35L217 33H216V29H215V31H213L214 30V28H212V26L213 25H211V24H209L208 25V23H204L203 21H201L200 19H198V18H196L195 16H194V18H193V12H191V11H193L194 10V8H195V4H194V2H193V0H187ZM251 1V0H250ZM249 1V2H250ZM255 1V0H254ZM253 0L251 1V2H254ZM24 2L27 4V2H29V0H24ZM29 2V3H30ZM31 2V3H32ZM36 2V1H35ZM34 2V3H35ZM106 2H108V3H106ZM118 3V4H127V3H124V1H123V3ZM125 2H126V0H125ZM149 2V0H144V3H148ZM190 2H189V5H190ZM217 2V1H216ZM215 0H214V2H213V4L215 5ZM242 2H243V0H242ZM245 2V1H244ZM75 3V2H74ZM133 3V2H132ZM188 2H185L184 4H187ZM193 3V4H192ZM216 4H219L218 2L216 3ZM112 8H114V7H112ZM112 8H109V9H105V10H108V13H106V11H105V14H110L112 11H115L116 12V10H118L119 8H116L115 7V9L113 10ZM109 10H110V13H109ZM162 11L164 10V9H161ZM186 10H185V12H186ZM27 11V10H26ZM26 11L24 10V11H22V13H23V15L26 13ZM115 12H113V13H115ZM118 12V11H117ZM189 12L187 11V13L189 14ZM21 13V14H22ZM113 13H111L110 15H108V17H106L107 15H105V21L107 20L106 18H109L108 20L110 21H106V22H108V23H105V24H107V26H108V28H106V26H105V35H106V37H108L109 35H113V33H112V31H114V29H116V26H114L116 23H114V17H115V14H113ZM27 14V13H26ZM113 14V15H112ZM111 15H112V18H110L111 17ZM186 15L188 16V17H186ZM24 16H27V15H24ZM110 16V17H109ZM116 16H117V13H116ZM192 16V17H191ZM224 17H226V18H224V20L226 21V23H229L228 22V19H229V17H228V14L227 15H225ZM187 18V19H186ZM189 18H192L191 20L189 19ZM235 17H233L232 18V21L233 20H235L234 19ZM27 19V18H26ZM190 21H189V20ZM199 21H198V20ZM111 20H113V21H111ZM189 22H187V21ZM194 20L195 21H197V22H195L194 23ZM139 21V20H138ZM186 21V22H185ZM192 21V22H191ZM180 22V21H179ZM202 22H203V24H202ZM137 23V22H136ZM140 23H142V24H140ZM149 22H143V20L141 19V22H139V24H140V26L141 27H144V25H145V27L144 28H146V25L148 24ZM172 24V25H171ZM196 24V25H195ZM198 24V25H197ZM205 24V25H204ZM23 25V24H22ZM114 26V28H113V26ZM179 27H178V26ZM194 25V26H193ZM200 25H202V27L203 26H205V27H208V26H210V28L208 27V28H206V30L204 31L203 29V31L206 33V35H205V33L204 32H201L202 33V35L200 34V32H198L199 31V29L195 32L194 30H193V28H198V27H201ZM208 25V26H207ZM173 26H175V27H173ZM189 26V27H188ZM196 26V27H195ZM235 26H238V23L235 25ZM134 27H135V25H134ZM140 27V28H141ZM147 27H148V25H147ZM192 27V28H191ZM205 27H203V28H205ZM136 28V27H135ZM174 28V29H173ZM179 28V29H178ZM181 28H182V32L183 33H181ZM196 28V29H197ZM143 29V28H142ZM172 29V30H171ZM183 29H184V31H183ZM211 29H212V31H211ZM174 30V31H173ZM201 30V31H202ZM231 30H232V32H233V29L231 28ZM173 31V32H172ZM192 31H194V32H192ZM207 31V32H206ZM208 32H210V33H208ZM213 32H214V34H213ZM232 32L230 33V34H232ZM174 33V34H173ZM177 33V35H175ZM191 33V34H190ZM196 33H197V35H196ZM198 33H199V35H198ZM182 34H184V35H186V37H184V41H182L181 39V36H182ZM187 34H188V36H187ZM209 34V35H208ZM108 35V36H107ZM181 35V36H180ZM213 35V36H212ZM190 36V37H189ZM192 36H194V37H192ZM211 36V37H210ZM177 38V39H179V40H177V39H174V38ZM178 37H180V38H178ZM194 38V39H192V38ZM208 37V38H207ZM214 37H215V39H216V41L217 42H213V41H211L212 40V38H213V40H214ZM230 37H231V35H230ZM110 38H112V36L110 37H108V39L110 40L109 42H111V39ZM147 38H148V40H147ZM160 38V39H159ZM191 40H190V39ZM196 38V39H195ZM200 38V39H199ZM107 39V38H106ZM107 39V40H108ZM151 39V40H150ZM210 39V40H209ZM33 40V42H35L34 40H35V38H33L32 39ZM31 40V41H32ZM172 40H174V41H172ZM175 40H177V41H180V42H178L177 43V41H175ZM189 40V41H188ZM199 40H200V44H199ZM231 40H232V43H234L235 45V47L236 48H234L235 49V51H233L232 50V48L234 47H231L232 46V44H231ZM113 42H111V43H106V45L107 44H109L111 47H112V45L114 44V40H112ZM162 41H163V43H162ZM165 41V42H164ZM188 42V44H187V42ZM192 41V42H191ZM213 42L214 44H215V46L213 45V43H211V42ZM27 42V41H26ZM25 42V43H26ZM145 42V43H144ZM159 42V43H158ZM176 42L177 44H175V46H177V47H174V43ZM186 42V43H185ZM190 42L191 43H193V45H191L190 44ZM196 42H198V43H196ZM30 43V41L28 42V43H26V45L27 44H29ZM113 43V44H112ZM116 43V42H115ZM138 43V42H137ZM167 43V44H166ZM186 45H185V44ZM215 47V48H217V50H220V54H219V51L218 52H215V51H217V50H215V51H212L213 49H212V45ZM141 44V45H140ZM160 44V45H159ZM180 44H184V46L182 45H180ZM196 44V45H195ZM108 45V46H109ZM164 45V46H163ZM166 45V46H165ZM173 45V46H172ZM189 45V46H188ZM197 45H198V47H200V46H203L202 48L200 47V49L197 47ZM200 45V46H199ZM31 46H35V43L34 44H32ZM107 46V47H108ZM188 46V47H187ZM193 46V47H192ZM217 46V47H216ZM26 47V46H25ZM110 47V48H111ZM115 47V46H114ZM168 47H169V49H168ZM174 47V48H173ZM180 47H181V49H180ZM204 47H206V48H208L207 50L206 49H204ZM220 49H219V48ZM242 47V48H241ZM30 48V44H29V46H27L26 48H25V50H27V52H28V49ZM34 47H32V48H30V50H29V52H31V54H32V52L35 50H32ZM109 48V47H108ZM156 48V49H155ZM172 48V49H171ZM190 48V49H189ZM195 48V49H194ZM227 48H229L230 50H228ZM257 48H259V47H256V49L255 50H257ZM176 49V50H175ZM177 49H179V51L177 50ZM199 49V50H198ZM212 49V50H211ZM225 49V51H223ZM260 49V48H259ZM32 50V51H31ZM174 50V51H173ZM185 50V51H184ZM195 50V51H194ZM212 52H211V51ZM226 50L228 51L227 53H226ZM230 51V52H229ZM239 51V52H238ZM244 51H245V53H244ZM26 52V51H25ZM26 52V53H27ZM28 52V53H29ZM35 52V51H34ZM33 52V53H34ZM224 54H223V53ZM232 52V53H231ZM236 52V54H234ZM188 53V54H187ZM196 53V54H195ZM198 53V54H197ZM207 53V54H206ZM212 53H213V55H212ZM30 54V53H29ZM28 54V56H30ZM178 54V56L176 57V55ZM33 55V54H32ZM154 55V54H153ZM171 55V56H170ZM184 55H186V56H184ZM192 55V56H191ZM197 55V56H196ZM205 55V56H204ZM215 55V56H214ZM228 55H229V57L231 56V59L228 57ZM237 55V56H236ZM193 56H195V57H193ZM219 56V57H218ZM236 56V57H235ZM30 57H32V58H34L35 57V59H36V55H35V53H34V56H30ZM30 57H28V60L27 61H29L31 64H33L34 63V61L33 60H35V59H29ZM176 57V58H175ZM191 57H192V59H194V63L192 62L193 60H191ZM223 57V58H222ZM185 58V59H184ZM203 58H205L204 60H203ZM209 58V59H208ZM214 58H216L215 60H214ZM220 58H222V61H221V59ZM233 58V59H232ZM238 58V59H237ZM173 59H175V60H173ZM198 59V60H197ZM206 59H207V61H206ZM223 59H224V61H223ZM230 61H229V60ZM168 60V61H169ZM196 60V61H195ZM209 60V61H208ZM211 60V61H210ZM217 60V61H216ZM218 60H220V61H218ZM227 60V61H226ZM238 60V61H237ZM26 61V62H27ZM176 61V62H175ZM178 61V62H177ZM199 61V62H198ZM201 61V62H200ZM231 61H233V62H231ZM236 61V62H235ZM35 62H36V60H35ZM144 61H141V63H143ZM153 62H155V63H150V65H151V69H152V66H154L155 64H158V65H160V63L161 62H157V61H153ZM196 62H198L197 64H196ZM218 62V63H217ZM229 62V63H228ZM186 63V65H184ZM190 63H191V65H190ZM193 63V64H192ZM211 63V64H210ZM235 63V64H234ZM239 63V64H238ZM24 64H26L25 65V68L27 67V64H29V63H25L24 62ZM149 64V63H148ZM176 64V65H175ZM204 64V65H203ZM207 64H208V66H207ZM234 66H233V65ZM143 65H144V67H145V69L147 70L148 68H147V65L145 66V64L143 63ZM161 65H163V64H161ZM192 67H190V66ZM194 65H196V66H194ZM201 65V66H200ZM202 65H203V67H202ZM214 65V66H213ZM219 65V66H218ZM240 65V66H239ZM149 66V65H148ZM165 66V65H164ZM173 66V67H172ZM179 66V67H178ZM200 66V67H199ZM206 66V67H205ZM211 66V67H210ZM144 67L143 66H141V64L138 66V68L136 67V71H140L141 73H140V75H141V77H142V81L143 80H145V78H147L145 75H146V73H145V69H144ZM160 67V66H159ZM183 67V68H182ZM188 67H189V69H188ZM194 67H196V68H194ZM197 67H198V69H197ZM208 67H210V68H208ZM224 67H225V69H224ZM233 69H232V68ZM239 67V68H238ZM244 67H247V65H245ZM161 68V67H160ZM173 68H175V69H173ZM181 68V69H180ZM205 68V69H204ZM211 68H213V69H211ZM238 68V69H237ZM139 69V70H138ZM179 69V70H178ZM190 69H191V71H190ZM200 69V70H199ZM221 69V70H220ZM230 69H232V70H230ZM26 70H27V68H26ZM26 70L24 71V72H26ZM165 70V71H164ZM189 70V71H188ZM194 70V71H193ZM198 70L199 71H201V70H203L202 72H200V73H198ZM213 70V71H212ZM238 70V71H237ZM153 71V70H152ZM175 71V72H174ZM188 71V72H187ZM210 71H211V73H210ZM221 71H222V73H221ZM223 71H224V73H223ZM154 73H153V75L151 74V76H155V71H153ZM192 74H191V73ZM196 72V73H195ZM237 72V73H236ZM249 72H250V74H249ZM145 73V74H144ZM188 73V74H187ZM190 73V74H189ZM205 73V74H204ZM212 73H215L216 75H218V74H220V75H218V76H215V75H212ZM218 73V74H217ZM210 74H211V76H210ZM240 76H239V75ZM243 76H242V75ZM25 75H27V73H25ZM197 75H198V78H197ZM206 75V76H205ZM231 75V76H230ZM233 75H235V76H233ZM248 75H250V76H248ZM39 76H40V74H39ZM38 76V77H39ZM183 76V77H182ZM200 76V77H199ZM212 76H213V78H214V80H213V78H212ZM245 76H246V78H245ZM149 77V76H148ZM160 77V78H159ZM181 77V78H180ZM204 77V78H203ZM234 77V78H233ZM240 77H243V78H241V79H239ZM250 77V78H249ZM171 78V79H170ZM199 78H202V80L201 79H199ZM236 78V79H235ZM248 78V79H247ZM29 79H31V78H29ZM38 79H40V78H38ZM37 78H36V80H38ZM169 79H170V81H169ZM187 79H188V81H187ZM191 79H193V80H191ZM203 79H204V81H203ZM209 79V80H208ZM161 80H162V82H161ZM197 80V81H196ZM201 80V81H200ZM211 80V81H210ZM234 80H235V83H233L234 82ZM239 80V81H238ZM241 80V81H240ZM31 81V80H30ZM29 81V82H30ZM40 80H38L37 81V83L39 82ZM182 81V82H181ZM193 82V85H191L190 84V82ZM210 81V82H209ZM164 82L167 84V82H168V84H169V86L168 85H166V84H164ZM196 82V83H195ZM215 82V83H214ZM232 82V83H231ZM244 82V83H243ZM251 82H252V80H251ZM42 83V82H41ZM40 82H39V84H41ZM184 83V84H183ZM186 83V84H185ZM196 85H195V84ZM199 83V84H198ZM207 85H206V84ZM240 83H242V85L240 84ZM30 84V83H29ZM38 84V85H39ZM173 84V85H172ZM204 84V85H203ZM208 84H209V86H208ZM214 84V85H213ZM219 84V85H218ZM229 84V85H228ZM238 86H237V85ZM249 85V86H251V89H253V90H256L257 91V89H254V84L252 83V85H250V84H248V83H245V85ZM171 85V86H170ZM180 85V86H179ZM195 85V86H194ZM223 85V86H222ZM227 85V86H226ZM234 85V86H233ZM167 86V87H166ZM176 86V87H175ZM193 86V87H192ZM197 86V87H196ZM203 86V87H202ZM232 86V87H231ZM146 87V86H145ZM144 86H140L139 88V91L141 90V95L139 94V97H140V99H138V100H141V101H138V103H142V104H144L145 103V100L146 99H148L149 97V95L151 94V93H149L150 91H148V90H150V89H147L148 87H146L145 88ZM172 87H173V89H172ZM198 87H199V89H198ZM253 87V88H252ZM168 88V92H167V89ZM189 88V89H188ZM193 88H195V89H193ZM225 88H227V95L225 96ZM145 89H147V90H145ZM163 89V90H162ZM187 89V90H186ZM199 91H198V90ZM212 89H214L215 90V92H216V94H217V99L216 100H214L213 102H214V105H213V108H212V115H214V117L215 116H217V117H211L210 115L208 116V118H206V119H201V117L199 116L200 115V112H201V109L203 108V106L207 103V101H205L206 100V98H205V93L204 92H207L208 90H212ZM219 89V90H218ZM237 89V90H236ZM145 90V91H144ZM159 90H162L161 92L159 91ZM165 90V91H164ZM200 90H201V92H200ZM203 90V91H202ZM218 90V91H217ZM142 91H144V92H142ZM147 92V93H146ZM165 92V93H164ZM172 92H174V93H172ZM180 92V93H179ZM199 92V93H198ZM258 92V91H257ZM144 93V95H142ZM161 93H163L162 95H161ZM40 94V93H39ZM146 94V95H145ZM184 95V96H186V97H189L190 99H191V102L190 103H188V104H186V105H184V106H182L181 105V103L180 102H177L176 100H178V97L180 96V95ZM197 94V95H196ZM202 94V95H201ZM165 97H164V96ZM201 95V96H200ZM219 95V96H218ZM236 95V96H235ZM39 96H41V94L39 95ZM170 96H172V97H170ZM192 96V97H191ZM233 96V97H232ZM235 96V97H234ZM240 96V97H239ZM141 97H142V99H141ZM196 97V98H195ZM225 97V98H224ZM246 97V96H245ZM219 98V99H218ZM242 98V99H241ZM173 99V100H172ZM223 99V100H222ZM232 99V100H231ZM233 99H234V101H233ZM197 100V101H196ZM202 100H204V101H202ZM219 100H221L220 102H219ZM143 101V102H142ZM243 101V102H242ZM177 102V103H176ZM204 102V103H203ZM224 102V103H223ZM229 102V103H228ZM203 103V104H202ZM243 105H242V104ZM141 104V105H142ZM192 104V105H191ZM216 104H217V107L218 108H215L216 107ZM220 104L222 105L221 107H220ZM116 107H117V102H116ZM177 105V106H176ZM198 105H200V106H198ZM229 105V106H228ZM143 106V105H142ZM172 106H173V108H172ZM175 106V107H174ZM188 106V107H187ZM192 106H194V108H192ZM202 106V107H201ZM223 106H225V107H223ZM230 107V108H229ZM175 108V109H174ZM182 108V111L180 110ZM198 108V109H197ZM215 108V109H214ZM226 108V109H225ZM172 109H173V111H172ZM190 111H189V110ZM193 109H196V110H194L193 111ZM225 109V110H224ZM231 109H233V110H231ZM185 110H187V111H185ZM198 110V111H197ZM228 110V112H225V111H227ZM222 111V112H221ZM173 112V113H172ZM182 112V113H181ZM215 112V113H214ZM219 112V113H218ZM231 112H229L230 114H231ZM172 113V114H171ZM221 113V114H220ZM187 114V115H186ZM190 114V115H189ZM218 114V115H217ZM223 114V115H222ZM174 115V117H172ZM176 115V116H175ZM197 115V116H196ZM232 115V114H231ZM187 116H189V117H187ZM219 116H222V117H219ZM171 117V118H170ZM183 117L185 118V119H183ZM173 118V119H172ZM150 119V120H149ZM159 119V120H158ZM180 119H181V122H180ZM199 119V120H198ZM215 119H217L215 122H217L218 123V120H219V125L221 126H219L217 123H215L216 124V128L214 127V129H213V133H208V131H207V121H214ZM223 119V118H222ZM122 122H121V121ZM173 120V121H172ZM183 120H184V122H183ZM159 121V122H158ZM167 121H168V123H167ZM127 122V123H126ZM126 122H124V120H123V118L122 117H120V119H119V123L121 124V126L123 127V130H126L125 129V127H126V124H127V129L129 130V125H128V121L126 120ZM155 122H157V123H155ZM166 124H165V123ZM180 122V123H179ZM126 123V124H125ZM160 123V124H159ZM164 123V124H163ZM184 123V124H183ZM233 125H232V124ZM258 123V122H257ZM256 123V127H255V132H254V134H249L248 133V131L246 130H244V129H242L243 128V126L242 127H240L241 129H240V132L245 136V135H249V136H245L246 137V139L249 141V142H256V143H258L259 142V124H257ZM125 124V125H124ZM148 124H147V126H148ZM161 124H163V125H161ZM168 124V125H167ZM177 124V125H176ZM186 124V125H185ZM201 124V125H200ZM221 124H223V125H221ZM124 125V126H123ZM155 125H157V128H156V126ZM161 127H160V126ZM180 125V126H179ZM181 125H183V126H181ZM218 125V126H217ZM242 125V124H241ZM147 126H146V128H147ZM185 126V127H184ZM223 126V127H222ZM227 126V127H226ZM167 127H168V129H167ZM178 127H180V128H178ZM182 127V128H181ZM232 127V128H231ZM258 127V128H257ZM148 128H147V130H148ZM153 128V129H152ZM185 128V129H184ZM199 128V129H198ZM222 128V129H221ZM227 128V129H226ZM155 129V130H154ZM173 129L175 130V131H173ZM189 129H193V131L192 130H189ZM221 129V130H220ZM128 130H126V131H128ZM153 130V131H152ZM169 130V131H168ZM173 132H172V131ZM184 130V131H183ZM187 130V131H186ZM125 131V133H123V135H124V137L126 136V138H127V132ZM161 131V132H160ZM178 131V132H177ZM217 131V132H216ZM233 131V132H232ZM184 132V133H183ZM187 134H186V133ZM191 132V133H190ZM220 132H222V133H220ZM167 133H169V134H167ZM149 134V135H150ZM173 134V135H172ZM181 134V135H180ZM211 134V135H210ZM216 134L218 135V136H216ZM165 135V136H164ZM189 135V136H188ZM214 135H215V137H214ZM158 136H160V138L158 137ZM161 136L164 138H162L161 139ZM180 136V137H179ZM209 136H210V138H209ZM166 137V138H165ZM175 137V138H174ZM177 137H178V139H177ZM250 137V138H249ZM253 138V139H252ZM129 139V138H128ZM161 141H160V140ZM166 139L168 140V142L166 141ZM206 139H208V140H206ZM183 140V141H182ZM214 140V141H213ZM203 141V142H202ZM138 142V143H137ZM166 142H167V144H166ZM176 142V143H175ZM194 142V143H193ZM215 142V143H214ZM218 142H220V144L218 145ZM159 143V144H158ZM161 143V144H160ZM162 143L164 144L165 143V145H163V146H166L167 148H165L164 147V149L162 148L163 146H162ZM182 143V144H181ZM204 143H205V145H204ZM210 143V144H209ZM135 144V145H134ZM154 144H155V146H154ZM169 144H172V145H169ZM176 144V145H175ZM209 144V146L207 147V145ZM213 145V147H212V145ZM235 144V143H234ZM138 145V146H137ZM141 145V146H140ZM158 145V146H157ZM190 145V146H189ZM202 145V146H201ZM210 145H211V147H210ZM216 145H218L217 146V148H218V150H220V151H216V150H214V149H216ZM236 146V145H235ZM141 147V148H140ZM181 147V148H180ZM186 147H191L192 149H193V153H191L192 152V149L189 151H187V150H185L186 149ZM155 148H157V149H155ZM188 148V149H189ZM202 148V149H201ZM206 149V150H204V149ZM141 149H142V151H141ZM162 149V150H161ZM169 149V150H168ZM171 149V150H170ZM150 150H152V151H150ZM164 150H166L167 151V155H166V151H165V153H164ZM35 150L34 149H30L29 150V152H28V154L27 155H29V154H31V153H33ZM155 151V152H154ZM159 152V154H158V152ZM163 151V152H162ZM176 151V152H175ZM196 151V152H195ZM197 151H199V154L200 155H198V153H197ZM215 151H216V153H215ZM171 152V153H170ZM183 152V153H182ZM190 152V154L188 155L187 153H189ZM195 152V153H194ZM202 152H204V153H202ZM218 152V153H217ZM220 152V153H219ZM58 153V152H57ZM60 153H61V155H60ZM155 153H156V155H155ZM174 153V154H173ZM185 153V154H184ZM202 153V154H201ZM158 154V155H157ZM170 154V155H169ZM216 154V155H215ZM58 155H59V160H57L56 162H54V164L55 165H57L58 166V170L56 171V176H55V183H53V187H52V190H51V192L49 193V194H51V195H53V196H55L56 195V191L57 190H59L61 193H63V194H71V189L69 188L70 186H71V183H72V181L75 179V178H77L76 177V175L78 174V169L81 167V164L78 162L75 166V168L72 166V167H70V168H68V170L66 171V170H64V168L65 167H68V166H66L65 165V160L67 159V155H65L64 154V151H62V152H59L58 153ZM62 155H63V157H62ZM174 155V156H173ZM177 155V156H176ZM173 156V157H172ZM204 156V157H203ZM206 156V157H205ZM207 156H209V158H207ZM171 157V158H170ZM174 157H176V158H174ZM181 157V158H180ZM191 157V158H190ZM195 157V158H194ZM217 159H216V158ZM241 157V156H240ZM239 156H237V159H236V161H235V165L233 166V168H235V169H238L239 170V168H240V163H242L244 160H242V159H245V158H243V157H241L240 158ZM62 158H63V160H62ZM65 158V159H64ZM140 157H138V159H139ZM170 158V160H168ZM208 160L207 161V163L203 160ZM214 158V159H213ZM157 159V160H156ZM184 159V160H183ZM193 159H195V161L193 160ZM197 159V160H196ZM202 159V160H201ZM218 159L220 160L219 162H218ZM165 160H167V161H165ZM210 160V161H209ZM214 160V161H213ZM217 160V161H216ZM222 160H223V158H222ZM242 160V161H241ZM156 161V162H155ZM174 161V162H173ZM189 161V162H188ZM225 161V160H224ZM238 161H240V162H238ZM175 162L177 163V164H175ZM182 162V163H181ZM244 162H246V159H245V161ZM243 162V163H244ZM132 163H134V165L132 164ZM154 163V164H153ZM169 163V164H168ZM192 163V164H191ZM219 163V164H218ZM236 163H237V167H236ZM165 166H164V165ZM190 164V165H189ZM210 164V165H209ZM218 164V165H217ZM63 165V166H62ZM168 165V166H167ZM179 165V166H178ZM189 165V166H188ZM192 165H194L193 167H192ZM199 165H200V167H199ZM60 166V167H59ZM155 166V167H154ZM177 166V167H176ZM191 166V167H190ZM198 166V167H197ZM204 166H205V168H204ZM210 166H211V169H210ZM239 166V167H238ZM165 167V168H164ZM170 167V168H169ZM185 167V169L186 168H189V170L187 169V170H183V168ZM203 167V168H202ZM60 168H62V169H60ZM159 168H161V169H159ZM176 168V170H174ZM179 168V169H178ZM182 168V169H181ZM192 168V169H191ZM196 168H197V170H196ZM217 168V169H216ZM67 169V168H66ZM158 169V170H157ZM168 169H170V171L168 170ZM191 169V170H190ZM199 169L201 170V171H199ZM205 171V173L203 172V173H201L203 170ZM70 170V171H69ZM156 170V171H155ZM161 170V171H160ZM163 170H165L164 171V173H167L166 175L163 173ZM173 170V171H172ZM179 172H178V171ZM182 170V171H181ZM192 170H194L193 172H192ZM207 170H209L210 171V173H209V171L207 172ZM139 171V172H138ZM153 171V172H152ZM176 171V172H175ZM188 171H189V173H188ZM196 171L198 172V173H196ZM59 172V173H58ZM68 173V174H67ZM71 175H70V174ZM193 173V174H192ZM199 174L200 176H198V175H195V174ZM209 173V174H208ZM216 173H217V171H216ZM135 174H139L138 176H139V178L137 177V179L138 180H140L139 182L142 184H138L137 183V179L136 180H134L135 178H136V176H135ZM151 174L152 175H154L153 177L155 178V180H158V181H156V184L158 185L159 184V186H157V185H152V187H153V193H155L156 195H157V193L158 192H160L161 191V188H163V190H164V192H163V194L165 195V197H164V199H163V197H159V198H154L152 195H150V194H153L151 191H152V189H150L149 190V188H147L146 186L147 185H145V187L143 186L146 182H145V180L143 181V183H142V180H141V178L142 179H145L146 177L147 178H150V176H151ZM160 174V175H159ZM161 174H163V175H161ZM174 174V175H173ZM203 174H207V175H203ZM58 175V176H57ZM63 175V176H62ZM69 175V176H68ZM142 175V176H141ZM172 175V176H171ZM178 175H181V176H178ZM187 175H189V179L187 180L186 178L188 177ZM61 176V177H60ZM135 176V177H134ZM158 176V177H157ZM161 176V177H160ZM183 176V177H182ZM187 176V177H186ZM196 178H195V177ZM198 176V177H197ZM204 176V177H203ZM210 176V177H209ZM60 177V178H59ZM62 177L64 178L63 180H61L62 179ZM141 177V178H140ZM180 177H182L181 179H180ZM184 177H186V178H184ZM209 177V178H208ZM66 178V179H65ZM195 178V179H194ZM199 178V179H198ZM201 178V179H200ZM202 178H204V179H202ZM58 179H59V181H58ZM160 179V180H159ZM161 179L163 180V181H161ZM166 179V180H165ZM198 179V180H197ZM207 179H210L209 180V189L207 188V183L206 182H204V181H207ZM181 180V181H180ZM203 180V181H202ZM171 181H172V183H171ZM188 181H190L189 183H187ZM199 181V183H197ZM62 182V183H61ZM133 182H134V184H133ZM161 183H162V187H161ZM195 183V184H194ZM206 183V185H204ZM138 184V185H137ZM139 185L140 186H142V187H139ZM186 185H187V187H186ZM195 185H196V187H195ZM200 185V186H199ZM166 186V187H165ZM189 186V187H188ZM192 186V187H191ZM204 187V189H203V187ZM57 187V188H56ZM156 187H158V189L156 188ZM160 187V188H159ZM202 188L203 189V191H205L206 193V195H209V197L207 196V198L205 199V196L203 197L202 195L204 194H202L201 192H200V188ZM135 188V189H134ZM137 188V189H136ZM138 188H140V189H138ZM142 188V189H141ZM186 189L187 191H188V189H189V195L190 196H188L189 197V199L187 200V202L188 201H190L191 203L193 202L192 200H195V205H197V203H199V201H200V203L198 204V205H204V202H205V204H206V206L204 205L203 207H207V206H209V204H208V202L211 204V202H212V205L213 206H211V207H213V208H211V210L213 209V212H215V210L217 211V212H215V213H213V214H211V215H213L218 221H217V223H218V225H217V223L215 222V224L219 227V228H217L216 230H214L213 232H205L204 231V228H203V230H201L200 229V223H204V222H202V220L200 219V221H199V219L198 218H203V217H206L205 215H210V213H208V211L206 210H202V217H200V215H199V217H196L195 219H194V222H193V218L190 216H188L187 218H185L183 221L182 220H180V219H178L177 217H179V213L177 212V211H175L173 208H172V203L173 202H175V200L174 199H176L175 197H176V195L177 194H179V192L182 190V189ZM198 188V189H197ZM240 189L242 188V187H239ZM238 188V190H237V192H239V189ZM144 189V190H143ZM159 189H160V191H159ZM190 189H191V191H190ZM194 189V190H193ZM195 189H197V190H195ZM201 189V190H202ZM53 190H54V193H53ZM137 191V192H136ZM146 191H147V193H146ZM148 191H149V193H148ZM155 191H157V192H155ZM167 191V192H166ZM175 191V192H174ZM162 192V191H161ZM160 192V193H161ZM240 192H241V190H240ZM239 192V193H240ZM159 193V194H160ZM193 193V194H192ZM238 193V194H239ZM49 194H47L46 196H48ZM146 194V195H145ZM155 194H153V195H155ZM146 197H145V196ZM148 195H150V197L148 196ZM169 195V196H168ZM175 195V196H174ZM194 195H196L194 198H193V196ZM200 195V196H199ZM140 196V197H139ZM148 196V197H147ZM158 196V195H157ZM218 196V197H217ZM232 196H233V194H232ZM229 197L230 199L231 198H233V197ZM153 199H152V198ZM150 198H151V200H150ZM234 198H238V196H234ZM147 199H149V200H147ZM191 199V200H190ZM201 199V200H200ZM204 201H203V200ZM209 199V200H208ZM212 199V200H211ZM43 200H45V199H43ZM142 200V201H141ZM158 200V201H157ZM199 200V201H198ZM208 200V201H207ZM222 201V203H221V201ZM149 203H148V202ZM155 201V203H157V206H159V207H155V205L154 204H152L153 202ZM217 201V202H216ZM144 204H143V203ZM146 202V203H145ZM151 202V203H150ZM219 202V203H218ZM147 203L151 206L150 207V209L148 208L149 206L147 205ZM170 203V204H169ZM193 203V204H194ZM217 203H218V205H217ZM143 204V205H142ZM152 204V205H151ZM216 207H215V206ZM226 205V206H225ZM148 206V207H147ZM164 206V207H163ZM139 207H140V209H139ZM143 207H145L146 208V210H145V208H143ZM152 207H153V212H152ZM202 207V206H201ZM218 207V208H217ZM222 208V210H221V208ZM226 207H227V209H226ZM159 208H162V209H160L159 210ZM215 208V209H214ZM224 208L226 209V210H224ZM228 208H229V211H228ZM163 209H165V211H167V212H165ZM145 210V211H144ZM148 210H150V211H148ZM155 210V211H154ZM221 210V211H220ZM233 210V209H232ZM143 213H142V212ZM147 211V212H146ZM157 211V212H156ZM227 211V212H226ZM153 214H151V213ZM203 212H207L206 214L205 213H203ZM224 214H223V213ZM92 213V212H91ZM91 213H89V214H91ZM145 213V214H144ZM150 215H149V214ZM172 213V214H171ZM220 213V214H219ZM221 213H222V215H225V216H223V217H221L222 215H221ZM260 213V212H259ZM88 214V215H89ZM158 214V215H157ZM171 214V215H170ZM160 215V216H159ZM221 215V216H220ZM152 216V217H151ZM156 216H158V217H156ZM163 216V217H162ZM171 216V217H170ZM175 216V217H174ZM220 216V217H219ZM85 217V216H84ZM147 217H148V219H147ZM151 217V218H150ZM227 217V218H226ZM260 218H261V216H259ZM192 218V219H191ZM225 220H224V219ZM260 218H257V219H260ZM80 219H82V217L80 218ZM79 219V220H80ZM153 219V220H152ZM168 219V220H167ZM188 219H191V221L192 222H190V220H188ZM198 219V220H197ZM228 219V220H227ZM262 219V218H261ZM152 220V221H151ZM181 222H180V221ZM196 220V221H195ZM170 221H172V222H170ZM176 221H178V222H175ZM41 223H43V219L41 218V221H40ZM161 222V221H160ZM170 222V223H169ZM179 222L181 223V224H179ZM187 222H189V223H187ZM198 222V223H197ZM223 222V223H222ZM186 223V224H185ZM197 223V224H196ZM221 223V224H220ZM226 223V224H225ZM244 223V228L246 227V228H249L250 226H248V224H249V222L248 221H244L243 222ZM248 223V224H247ZM194 224V225H193ZM221 225V227H220V225ZM227 224H228V226H227ZM166 225V226H167ZM180 225V226H179ZM205 224H202V227L204 226ZM214 225V224H213ZM213 225H212V227H213ZM242 225V224H241ZM250 225V224H249ZM148 227L150 226V225H147ZM155 226V225H154ZM189 226H191V227H189ZM194 226H196V227H193ZM198 226V227H197ZM215 226V225H214ZM217 226H215V227H217ZM236 226V227H235ZM243 226H242V228H243ZM152 227H150V228H152ZM226 227V228H225ZM192 228V229H191ZM238 228V227H237ZM236 228V229H237ZM240 228H241V226H240ZM239 228V229H240ZM241 228V229H242ZM185 229H186V231H185ZM190 229H191V231H190ZM220 229H222L221 231H223L224 230V232H221V231H219ZM226 229H230V230H226ZM182 230V231H181ZM197 230V231H196ZM218 230V231H217ZM179 231H181V232H179ZM185 231V232H184ZM199 231V232H198ZM176 232V231H175ZM184 232V233H183ZM238 231H236L235 230V234L237 233ZM189 233V234H188ZM190 233H191V235H190ZM210 233V234H209ZM215 233H216V236H215ZM221 233H223L222 235H221ZM182 234V235H181ZM208 234V235H207ZM172 235H170V236H172ZM182 237H181V236ZM185 235H186V237H185ZM195 235V236H194ZM197 237L196 238V240H198V242L195 240V238L193 239V237ZM188 237H190V239H188L187 240V238ZM200 237V238H199ZM204 237V238H203ZM211 237V238H210ZM219 237V238H218ZM221 239V240H220ZM184 240H186V241H184ZM190 240H191V242H190ZM193 240V241H192ZM194 240H195V242H194ZM216 240H219V242L218 241H216ZM190 243H189V242ZM202 241V242H201ZM218 242V243H217ZM215 243H217V244H215ZM219 245V246H218ZM218 246V247H217Z\"/></svg>",
    "mask_w": 264,
    "mask_h": 264
},
{
    "label": "crops",
    "instance_id": "obj_4",
    "mask_svg": "<svg viewBox=\"0 0 264 264\" xmlns=\"http://www.w3.org/2000/svg\"><path fill=\"white\" fill-rule=\"evenodd\" d=\"M113 61H114V64L117 63V62H116V59L113 60ZM22 63L24 64V60H23V62H21V65H23ZM112 67H113V66H112ZM113 68H114V70L116 71V67L114 66ZM24 69H26L25 66H24ZM24 71H25V70H24ZM40 74H41V73H40ZM40 77H41V76H40ZM40 79H41V78H40ZM27 81H29V80H27ZM18 83H19V82H18ZM20 83H21V84H17L18 86H16V85H15V86H16V87H20V86H21V87H22L21 89H23V88H24V87H23L24 84H23V82H20ZM25 83H26L25 86H26L27 84L29 85V83L26 82V80H25ZM3 88H4V86H3ZM105 101L108 102V100H103L102 103L105 104V103H106ZM0 103H1V102H0ZM1 104H2V103H1ZM115 107H116V106H115ZM120 115H121V114H120ZM94 117L96 118V115H95ZM97 117H98V116H97ZM121 117H122V115H121ZM122 118H124V117H122ZM152 118L155 119V118H156V115H155V116L152 115L151 120H152ZM119 119H120V116H119ZM123 120H124V119H123ZM155 120H156V119H155ZM152 121H153V120H152ZM124 122H125V121H124ZM117 123H118V129H119V130L121 129V131H122V126H121V124H120L119 122H117ZM155 123H156V122H155ZM108 125H109V126H108V130H107V131L103 132V131L100 130L101 132H99V134H100L101 136H103L104 134H107V135H108V134L110 133L109 130H110V129H113V128L116 127V125L113 124V123H109ZM111 126H112L113 128H112ZM109 127H110V128H109ZM46 130H47V129H46ZM121 131H120V132H121ZM50 133H51V134H52V133L54 134L55 132H54V130H50ZM103 133H104V134H103ZM122 138H123V136H122ZM95 143H96V142H95ZM61 146L63 147V145H61V144L50 143V144L47 145V149H49V150H51V149H53V150H54V149H56V150H61V148H62ZM29 150H30V149H29ZM0 151H3V150H0ZM199 196H200V195H199ZM188 199H189V197H187V200H188Z\"/></svg>",
    "mask_w": 264,
    "mask_h": 264
}]
</instances>
